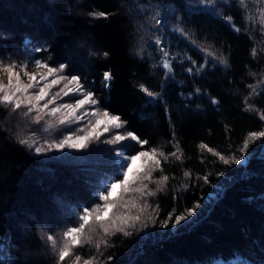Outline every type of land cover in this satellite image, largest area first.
<instances>
[{
	"label": "trees",
	"instance_id": "obj_1",
	"mask_svg": "<svg viewBox=\"0 0 264 264\" xmlns=\"http://www.w3.org/2000/svg\"><path fill=\"white\" fill-rule=\"evenodd\" d=\"M262 9L264 0H232L228 7H218L220 15L232 16L240 28L236 32L193 0H0V59L50 56L53 66L75 65V74L96 93L99 107L127 121L120 131L136 132L149 141L145 149L157 147L165 155L178 142L182 160L161 159L163 172L152 173L156 179L169 176L164 190L150 199L159 205V219L174 208L181 213L197 201L201 205L193 222L175 228L150 224L128 237H109L113 246L102 247L103 256L92 245L76 248V254L96 256L100 264H107L109 255L115 257L111 264H264V142L250 141L239 165H224L199 147L204 143L223 155L239 156L248 133L264 131ZM101 11L109 14L107 19L90 15ZM153 17L167 20V27L157 32ZM177 27L195 46L173 31ZM159 35L176 57L172 78L160 67L153 46ZM200 48L226 59L227 65L217 61L197 72L204 64ZM104 71L113 74L110 89L102 88ZM141 85L160 93L158 99L147 97ZM213 98L219 105L211 103ZM33 131L42 134L40 126L0 107V264H56L40 233L59 239L68 227L77 226V213L99 203L95 192L103 186L101 179L116 167L103 151L111 145L35 154L17 143V134L28 138ZM52 135L58 138L59 132ZM185 171L193 177L209 174L211 183L194 179L184 190L189 182Z\"/></svg>",
	"mask_w": 264,
	"mask_h": 264
},
{
	"label": "snow or ice",
	"instance_id": "obj_2",
	"mask_svg": "<svg viewBox=\"0 0 264 264\" xmlns=\"http://www.w3.org/2000/svg\"><path fill=\"white\" fill-rule=\"evenodd\" d=\"M193 3L201 10L208 9L215 12L220 19L227 21L234 31H240V28L232 23L231 15H220L217 12L218 7H228L232 0H193ZM170 10L174 11V9ZM90 15L107 19L109 14L101 11L91 12ZM153 20L157 32L167 27V20L157 17H153ZM261 28L264 29V24ZM173 31L179 32L188 43L195 46V42L188 39V34L182 27H177ZM3 40L4 37L0 36V41ZM153 46L159 51L160 67L167 77L172 78L176 57L170 54L166 37L157 36ZM198 50L203 53L204 64L196 68L197 72L209 64L215 66L217 61L225 65L228 63L226 59L217 57L207 48ZM34 51L43 52L45 50L35 48ZM103 55L107 57L108 53L104 52ZM252 55L254 57L256 55L255 48L252 49ZM187 59L191 64H196L191 57ZM50 61V56L45 59H33L30 62L10 58L6 62L5 59H0V107L4 108L8 115L16 113L27 123L42 128L40 136L37 131H33L28 138H21L20 134H17V143L41 155L64 154L66 150L83 152L87 151L93 143L111 145L112 148H105L103 151L116 165L112 175L106 176L103 186L95 192L99 203L91 207H83L77 213V226L68 227L59 239L48 232L40 233L41 238L49 244L55 254L56 264H66V261L68 264H100L96 256L84 258L76 254L75 249L84 245H92L96 252L103 256L102 247L113 246L108 238L118 233L128 237L134 231H143L150 224L153 227L158 224L161 228H168L170 225L175 228L182 226L184 222H193L190 218L194 217L197 209L201 207L198 201L181 213H177L174 208L162 220L158 216L159 205L150 202L152 197L164 190L169 180L167 175H162L159 179L152 175L156 170L163 172L161 159L166 161L171 156L182 160L178 142L174 143L176 150L168 155L157 147L145 149L144 146L149 144L147 139H142L134 131H120L125 129L127 124L121 115L99 107V98L94 91L85 86L82 76L75 74L77 71L75 65L61 62L53 66ZM29 63L41 71H29ZM180 63L182 64L183 60ZM193 71V67L187 68L188 73L191 74ZM5 74L6 83L4 82ZM112 81V72L104 71L101 81L102 88L110 89ZM140 90L153 100L160 96V93L153 92L144 85L140 86ZM195 91L199 93L201 90L197 88ZM65 97L69 99L65 100ZM211 103L219 105L220 101L213 98ZM248 108L251 110L250 105ZM46 118H51V120ZM260 118L264 120V113L260 114ZM54 132H59L58 138L52 135ZM41 138L43 143L40 142ZM250 141L264 142V131L248 133L239 148L241 153L239 156L223 155L204 143H201L199 147L218 157L224 165H239L246 159ZM183 175L189 181L183 185L184 190L189 189L190 182L194 179L202 180L204 184L211 183L209 174L193 177L190 171H185ZM219 175L223 176L224 173L220 172ZM150 184H155L157 187L152 189L149 187ZM129 194L134 195L129 196ZM114 259L113 255H109L107 264H111Z\"/></svg>",
	"mask_w": 264,
	"mask_h": 264
},
{
	"label": "rangeland",
	"instance_id": "obj_3",
	"mask_svg": "<svg viewBox=\"0 0 264 264\" xmlns=\"http://www.w3.org/2000/svg\"><path fill=\"white\" fill-rule=\"evenodd\" d=\"M262 21L264 22V11H262ZM34 58H29L28 60H26V61H31V60H33ZM29 71H41V69H36V68H34L33 66H32V64L31 63H29V69H28ZM4 82L6 83L7 82V77H6V74H5V76H4ZM25 82H27V79L25 78ZM69 98H67V97H65V100H68ZM128 154H133V153H128ZM139 162V161H138ZM137 162V163H138ZM103 180H104V178H102L101 179V181H102V183H103ZM212 194H214V192H212ZM211 194V195H212ZM1 251V250H0ZM4 255V253H0V259L2 258V256ZM2 264H6V263H2Z\"/></svg>",
	"mask_w": 264,
	"mask_h": 264
},
{
	"label": "bare ground",
	"instance_id": "obj_4",
	"mask_svg": "<svg viewBox=\"0 0 264 264\" xmlns=\"http://www.w3.org/2000/svg\"><path fill=\"white\" fill-rule=\"evenodd\" d=\"M0 235H1V232H0ZM0 241H1V238H0ZM0 248H1V242H0Z\"/></svg>",
	"mask_w": 264,
	"mask_h": 264
},
{
	"label": "water",
	"instance_id": "obj_5",
	"mask_svg": "<svg viewBox=\"0 0 264 264\" xmlns=\"http://www.w3.org/2000/svg\"><path fill=\"white\" fill-rule=\"evenodd\" d=\"M0 238H1V235H0Z\"/></svg>",
	"mask_w": 264,
	"mask_h": 264
}]
</instances>
